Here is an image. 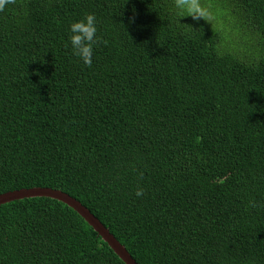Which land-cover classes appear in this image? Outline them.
I'll use <instances>...</instances> for the list:
<instances>
[{
  "label": "trees",
  "instance_id": "trees-1",
  "mask_svg": "<svg viewBox=\"0 0 264 264\" xmlns=\"http://www.w3.org/2000/svg\"><path fill=\"white\" fill-rule=\"evenodd\" d=\"M204 2L219 23L180 25L174 0L0 12V194H70L139 264H264V0ZM89 12L91 67L65 47ZM0 264L126 263L66 203L31 197L0 205Z\"/></svg>",
  "mask_w": 264,
  "mask_h": 264
},
{
  "label": "clouds",
  "instance_id": "clouds-1",
  "mask_svg": "<svg viewBox=\"0 0 264 264\" xmlns=\"http://www.w3.org/2000/svg\"><path fill=\"white\" fill-rule=\"evenodd\" d=\"M15 4V0H0V12L6 11ZM171 14L180 25L181 19L191 17L197 24L203 20L212 25L213 22L219 23L220 14L207 5L204 0H174L171 7ZM188 25V24H187ZM192 30H195L193 26ZM68 42L65 47H70L72 55L84 65L91 67L95 46L98 43V18L94 12H89L82 19L71 22L68 28ZM143 189H137L136 195L141 196Z\"/></svg>",
  "mask_w": 264,
  "mask_h": 264
},
{
  "label": "water",
  "instance_id": "water-1",
  "mask_svg": "<svg viewBox=\"0 0 264 264\" xmlns=\"http://www.w3.org/2000/svg\"><path fill=\"white\" fill-rule=\"evenodd\" d=\"M31 197H50L66 203L79 213L88 224L106 241L109 246L120 256L126 264H139L129 253L127 248L111 233L103 222L84 206L79 200L62 190L48 187H34L30 189H19L0 194V205L14 200Z\"/></svg>",
  "mask_w": 264,
  "mask_h": 264
}]
</instances>
